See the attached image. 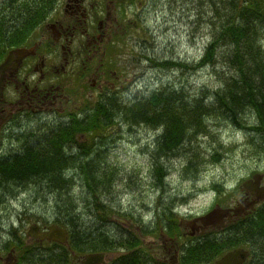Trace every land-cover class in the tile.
<instances>
[{
	"label": "bare ground",
	"instance_id": "6f19581e",
	"mask_svg": "<svg viewBox=\"0 0 264 264\" xmlns=\"http://www.w3.org/2000/svg\"><path fill=\"white\" fill-rule=\"evenodd\" d=\"M61 1L62 2L60 3V0H49L47 2H42V0H4L5 3L2 6L0 0V25H2L5 29H10V27L16 29L20 26H32L36 30L41 28L43 31H46V23L43 21H53V9L56 4L59 7H62L64 0ZM120 1L123 3L124 0ZM38 3L43 7L40 9L41 13L38 14V16L31 12L23 11H32L34 5H37ZM88 5L89 3L86 4V6ZM61 9L64 10V7ZM125 11L126 10L120 11V13L122 15L123 13L126 14ZM212 21L216 22V20ZM202 25L206 29L207 34H210L208 24L202 22ZM112 27L113 26L111 25L107 27L106 30L110 31ZM228 27L232 33H235V31L239 28L248 29V26L238 27L235 22L228 24ZM27 29L28 31L24 35L17 33L8 35L10 37V41L6 44L5 49H3V46L0 44V54L3 57L8 54L12 56L13 60H16L20 56L19 54L25 51V47L35 46L36 42H41L43 40L41 35H36L29 40V36L33 33L32 28ZM100 45L101 43L94 48L93 55L89 59L87 56H84V58L87 59L86 62L78 63L73 69H70L67 72L66 77L63 80V85L67 89L81 91L87 80H89V82L91 81V83L94 81L92 84H95L97 79H91L89 74L97 51H100ZM106 47L108 48L109 46L106 44ZM252 50H264V38L263 42L254 44L252 46ZM241 54L242 53H236L238 57ZM217 56L219 57V64L225 67V64L221 59V55L218 54ZM223 57L227 62L233 58L231 56L225 57V55ZM196 58L198 60L200 59L199 57ZM142 59L150 62V65L160 68L162 66L159 65L158 62H155L154 58L150 59L146 54L142 56ZM232 60V62L236 61L234 59ZM169 61L172 62V58H170ZM208 66L209 64L204 65L201 69L208 68ZM227 72L228 70L221 69L215 76L216 83L219 85L221 91L229 83L224 81L222 82L223 77L224 75H227ZM5 74L6 68L0 64V78L4 77ZM1 83L4 87H7L6 79H1ZM199 87L214 90L212 86H207L205 84L195 88ZM224 92L228 94L227 90H224ZM210 96V101H216V99L218 100V96H216L214 92ZM90 108H93V106H83V112H78L77 117L82 115L81 118H85L89 111L88 109ZM237 112L238 116L235 119H223L221 116H217V119L228 125V127L234 132L241 133L245 140H247V143L248 138H251L252 141H259V143H257L258 145L252 146V148L255 151H264V137H260V134L255 135L254 130H256V128L252 130L248 129L252 126V111L238 110ZM17 113L21 114L19 119L23 120L26 113L22 111ZM11 117L12 116L7 114L5 111L0 110V124L7 126L5 129L1 130L0 133V161L7 158L19 157L27 150H30L31 154L38 152L41 140L43 139L42 137L39 138L32 136V128L26 126L25 124L16 123L18 120L15 121L14 118ZM52 123L55 128L64 124V122L58 117H55ZM236 123H240L245 129H241ZM71 125L74 128L76 127L77 122H72ZM143 126L151 129L148 125ZM73 128L69 127V129H67L68 132H70V136L67 138L68 142H66V144H64L62 136L57 134L58 136L56 137L54 145H52V135H48L46 138L47 143L42 142V145L44 144L45 147L52 148L51 153L55 154V156H62L64 154L76 155L77 153H80V149L85 148L89 154L88 156L90 157L91 162H95L102 149L106 147H115L121 138V133L117 137H114L115 135L109 136L108 134L102 135L101 137H94L92 133L84 134L81 133L80 130ZM155 129L161 130L158 131L156 136L154 135L151 137L150 144L146 142L147 149L151 147L157 136L163 132V129L160 127H156ZM208 129L209 128H204L193 131L190 133V137L188 139L195 142L198 136L209 134ZM33 134L36 135L37 133ZM211 141H213L214 145H216V147L213 148L215 152L226 145L223 138L221 140L212 139ZM229 143L232 144V142ZM215 156L218 155L216 154ZM195 158L190 159L193 165L196 162H199V160H194ZM100 159L104 162V164L101 161V164L99 162L97 163L102 165L104 171L98 170L97 173L93 174L92 177L89 176L87 179L84 178V174L82 172L83 168H81L80 171L71 169L67 172H61L60 183L58 182L59 185H61V188L73 196L75 195L72 188L77 184L83 186L84 183H86L87 186L89 184L88 188L90 190H88L90 194L102 195V193L109 191L108 188L111 186L113 181L118 179V171H116L114 164L108 162L109 155L106 152L102 153ZM190 160L187 161L185 159L184 165L191 168L193 165L190 164ZM34 165L36 164L33 162L32 166ZM165 166L164 161L163 173L168 175V172L166 173L167 168ZM198 172L199 171H197V173ZM7 173H10V168L8 166L0 169V264H51L49 261L54 255L56 258L55 264H176V250L174 247H171L168 243L164 242V239L162 244L153 242L152 245L143 246L142 243L145 240L141 239V237L144 239H160L165 236H169L167 234L172 235L178 233L177 239L169 236L173 243L175 242L178 245L185 246L187 249L192 250L194 246L190 242L182 240L192 241L194 239V236L191 235L192 231H195L196 233V231L199 230L197 225L200 224L205 226V222L208 226L202 227V233L204 234L205 230L209 229L211 230V234L210 236L204 234L206 239L202 242L200 248L202 249V252L208 256L210 262H214L219 257L227 255L230 256L231 264H243L249 257L251 261L255 260L253 256H255L256 253L252 250L255 247L254 242L256 239L245 233L250 232V230H248L249 228L252 230L258 225L257 222H253L257 218V215L246 209H235L241 205L239 199H236V197L231 195H217L216 190H219V187L216 186V180L210 181L206 188H209L208 191L214 194V199L217 200H214L212 203L200 210H194L192 205L183 197L178 199L175 198L176 201L172 205L173 199L170 197L169 192H167V187H165L164 184L165 181L156 176L157 182L150 185L148 191L149 193L155 194V196L158 195L159 199L165 200V202L158 207L149 205L147 213L141 216V219H128L121 217L119 210L121 204H115L116 202L113 199L110 202H107L109 201L108 199L107 201L102 199V202L96 206V211L91 215V218H89L90 224L87 223L88 225L85 223V218H83L84 215H79V217L72 220L60 222L54 220L51 224L49 221L52 219V212L54 214L55 208L54 202L51 203L52 197H50L47 193V197L45 199L46 195H42V190H32L28 185L22 186L20 189L18 186L19 184L16 183L12 177H6ZM197 173L191 178L193 183H191L189 187H195L196 182L201 180H197ZM254 175L260 174L255 171L250 177L244 179L241 184L237 186L236 194H239L240 192L245 193L251 206L257 207L264 204V181L261 178L259 182H256L253 180ZM95 180H100L101 188L100 186H96L97 184H95ZM186 180L188 181V179ZM223 187L226 190H229L228 188H230L227 184H224ZM230 192H234V190L232 189ZM29 193H32L35 196L34 203L36 207L33 210H37L41 207V205L50 206L52 210L51 215L45 214L43 215V218L42 216H40V218L38 216H30L23 220L20 217L22 214H16L14 216H12L13 214H9L10 208L12 207L11 199L15 196H22L23 194L26 195ZM42 196H44V202H42L44 199L41 200ZM225 201L228 202L226 203ZM78 205L79 202L77 203V206ZM216 210H226L228 215H214L215 221L210 222L211 217ZM169 218H172V220L179 225V228H176L168 223H164V220ZM56 223L59 226L54 225ZM52 225L59 227L60 233L59 235L54 234L50 238L46 229ZM193 225L195 226L192 227ZM157 226L162 230H157L155 228ZM88 228V233L90 235L82 240L81 245H78L73 238V231L79 234L87 231ZM120 228H125V231H118ZM24 230L27 231V238L23 233L25 232ZM68 232L71 233L69 239L67 235ZM16 233L18 235H16ZM100 235L101 238L99 237ZM96 237L100 239H95ZM232 240L237 242V244L233 247L230 246ZM219 244H221V246L217 248ZM165 248H169L171 250V255L174 256L170 257V255L168 257L165 254V257L162 258L161 252ZM118 249L121 252L119 255L105 259L110 255L111 251ZM129 250H134L141 256V259L135 256H128L127 252ZM100 256H103V258L99 260L94 259L95 257L97 258ZM183 264H187V262L183 261Z\"/></svg>",
	"mask_w": 264,
	"mask_h": 264
},
{
	"label": "rangeland",
	"instance_id": "374dc122",
	"mask_svg": "<svg viewBox=\"0 0 264 264\" xmlns=\"http://www.w3.org/2000/svg\"><path fill=\"white\" fill-rule=\"evenodd\" d=\"M101 1H105V4H108L107 7L110 10H114L111 11V18L107 21L109 22L107 26H113L108 31L109 41H114L112 44L107 43L110 45L108 48L106 43H101L100 51H97L94 58L93 68L95 67V62L99 60L101 63L107 52L110 51L111 71L109 69L104 72L99 69V74L97 70L98 75H95L98 77L93 88L89 87V80H87L81 91H73L71 94L72 101H69V99L66 101L65 109H62L64 105L62 103L59 108L58 106L52 109L47 108L41 110L43 111L42 113L38 111L37 113L40 114L34 117H29V115L25 114L23 120H20L19 116L21 114L16 113L19 110H14V103L10 105L11 108L0 104V110L11 115V118H14L15 121L18 120L16 123H26L28 127L34 125L36 126L35 128L38 126L36 125L37 122H46L45 125H52L55 117L67 116L68 112L72 111L73 108L88 106L85 103L86 99L89 102V106H91L95 99L99 98L100 94H107L112 91H117L124 97L133 98L144 96L148 91L166 82L186 84L191 92L195 87L203 84L216 88L217 83L211 67L193 72L190 65L187 68H179V66L173 65H168L169 67L167 68L161 66L160 68L150 65V62L142 59V56L146 54L154 59H162L165 56L168 59L172 58L189 63L194 58L199 57L203 51L204 43L208 39V37L205 38L206 30L200 21L204 22L207 20V15L204 13L207 8V0H124L123 3L120 0ZM88 3L96 6L95 0H89ZM120 6L123 10H126V14L123 13L122 15L117 11ZM199 11H201L200 16L196 17ZM101 16L104 17V13ZM36 32L37 34L48 35L41 28L37 29ZM51 36L52 34H49L48 39ZM81 44H85V42L81 40L76 50L79 49L81 51ZM84 53L87 54L86 49L83 51ZM81 57L82 59L84 58L82 55ZM113 75L114 77L112 78ZM66 91L72 92V89H67ZM12 95H15V93L10 91L8 98H12ZM205 123L208 125L209 134L198 136L195 142H186L182 145L180 152L163 158L168 175L163 174L162 179L165 181L167 192L173 199L172 205L176 201L175 198L183 197L192 205L194 210L203 209L214 200H217L214 199L215 195L208 191L209 188H206L207 184L212 180H216V186L219 187V190H216L217 195H231L241 201L244 193L236 194L237 186L255 171L264 174V151H255L252 145L246 142L247 140L241 133L234 132L219 119L212 118ZM6 127L0 124V133ZM128 128L127 125L116 124L106 130L105 134L109 136L115 135L114 137H117L121 133L120 141L115 147L103 149V153L106 152L109 155L108 162L115 165L116 171H118V179L113 181L108 188L109 191L102 193L100 197L105 201L108 199L109 201L107 202L113 199L116 202L115 204H121L119 209L121 217L141 219V216L147 213L149 205L158 207L165 202V200H160L158 195L155 196V194L148 191L149 186L157 181L150 157V150L153 144L147 149L146 142L150 144L151 137L156 136L161 129L153 127L148 129L142 125ZM222 138L226 145L215 152L213 148L216 145L211 140H221ZM229 142H232V144ZM254 145L258 144L255 142ZM216 154L218 156H215ZM214 156L215 158L218 157L216 161ZM184 157L187 161L196 157L194 160H199V166L197 168L187 167L184 165ZM197 171L199 172L197 173ZM196 173L197 180H201L196 182L195 187H189L193 183L191 178ZM224 184L230 187L228 188L229 190L223 187ZM72 189L77 196L79 210L85 216L83 218L91 216L96 211V207L95 205L91 206L90 211L84 207L85 202L80 200L81 185L77 184ZM232 189L234 192H230ZM43 197L41 200L44 199ZM46 197L47 195L45 199ZM11 201L12 207L9 214H13L12 216L22 214L20 217L23 220L30 216H38L39 218L42 216L43 218V215H49L52 212L50 206L45 205L33 210L36 206L34 203L35 196L32 193L15 196ZM225 202L227 203L228 201ZM51 203H53L52 200ZM55 213H57L56 208H54ZM54 214H52V219L56 216ZM170 220L173 224H176L172 218ZM118 231H125V228H120ZM26 232H23L25 236ZM16 235L18 234L16 233ZM167 235L172 236L170 234ZM141 239L145 240L142 243L143 246L152 245L153 242L163 243V238L144 239L141 237ZM28 241L30 242L29 239ZM165 242L170 243L166 238ZM161 253L162 258L165 257V254L169 257L171 250L165 248ZM114 254L116 255V252L112 251L106 259L111 258Z\"/></svg>",
	"mask_w": 264,
	"mask_h": 264
},
{
	"label": "trees",
	"instance_id": "16d2710c",
	"mask_svg": "<svg viewBox=\"0 0 264 264\" xmlns=\"http://www.w3.org/2000/svg\"><path fill=\"white\" fill-rule=\"evenodd\" d=\"M47 1L49 0H42V2ZM207 1V8L204 11L207 15V20L204 22L208 24L210 34L206 32L205 38L208 37V39L204 43L203 51L199 56L200 59L194 58L190 61L191 63L174 59L171 62L168 57L164 56L162 59L158 58L154 59V61L164 68L169 67L170 63V65L179 66V68H187L190 65L193 72L209 64L208 67L213 69L214 76L221 69H226L228 72L226 73L227 75H224L222 82L229 83L222 91L218 84L214 90L199 87L194 88L191 92L186 84L166 82L140 97H124L117 91L100 94L99 98H96L91 105L93 108L88 109L89 111L85 118H81L82 115L77 117L78 112H83L82 107L80 111L70 113L68 116L69 120L66 119V122L60 127L55 128L53 124L45 125L46 122H37V128L34 125L30 126L33 129L32 136L43 138L38 152L31 154L30 150H27L19 157L0 161V169L8 166L10 173H7L6 177H12L19 184L20 189L22 186L28 185L32 190L40 189L42 190V195H47L48 193L52 197L57 209V213L54 214V216L56 215L55 221L72 220L79 217V215H83L79 210V205L77 206L78 200L75 193V196L70 195L59 185L61 172H67L71 169L80 171L83 168L84 178L87 179L97 173L98 170L104 171V168L100 165V161L104 164L100 159L104 152L103 149L99 152L96 161L91 162L85 148L80 149V153L76 155L64 154L55 156V154L51 153L52 148L42 145V142L47 143L46 138L48 135H52V145H54L57 134L62 136L64 144H66L68 142L67 138L70 136V132L67 129L69 127L73 128L72 122H77L76 127L73 129L80 130L84 134L92 133L94 137L105 135L107 128L116 124H124L129 128L137 125L162 128L163 132L157 136L150 150L153 169L159 178H162L164 174L163 158L180 152L182 145L191 141L188 139L190 133L207 128L208 125L205 122L212 118L217 119V116H221L223 119H235L238 116V110H250L252 111L253 119L251 121L252 126L248 129L256 128L254 130L255 135L260 134V137H264V50H252V46L258 42H263L264 38V0ZM41 8L43 7L41 6ZM20 9L23 10L22 8ZM23 11L31 12L36 16L41 13L40 7H37L36 4L32 11ZM200 12L197 13L196 17L200 16ZM210 19L216 20V22ZM232 22H235L238 27L248 26V29L239 28L235 33H232L228 27V24ZM12 29L10 27V30ZM27 31L28 29L24 26H20L16 30L20 35H24ZM7 32L12 31H5L4 33ZM237 52L242 54L238 57L236 55ZM218 54L221 55L225 67L219 64ZM110 55L109 51L105 56L108 62L111 61ZM224 55L225 57L231 56L236 61L232 62L233 60L230 59L227 62L223 57ZM149 58L152 59L150 56ZM108 64L112 65V63ZM224 90H227L228 94ZM213 92L218 96L216 101L209 100ZM85 103L89 105L87 99ZM236 124L241 129H245L240 123ZM255 142L258 143V141H252L251 138H248V143L252 146H255ZM217 159L218 157L215 158L214 156V160L216 161ZM33 162L36 165L32 166ZM190 164L193 165L191 160ZM198 166L199 163L196 162L192 167L197 168ZM94 182L97 184L96 186L101 188L100 180H95ZM88 186L86 183L83 186L81 185L80 200L85 202L84 207L90 211L91 206L95 205L96 207L102 202V197L98 194H90ZM254 213L257 218L253 222H257L258 225L255 229L251 230L249 228L250 232L245 234H249L256 239L254 242L255 247L252 250L256 255L253 256L255 260L250 261L248 264H264V204H261ZM49 214L51 215V213ZM89 218L91 216L85 218L86 224H90ZM88 232L89 228L79 234L73 231V238L78 245H81L82 240L90 235ZM99 237L101 238V235ZM100 238L96 237L95 239ZM236 244L237 242L232 240L230 246L233 247ZM220 246L221 244L217 248ZM198 247L199 245L196 246L195 252L202 253V249L199 247V250ZM54 256L49 263L55 264L56 258Z\"/></svg>",
	"mask_w": 264,
	"mask_h": 264
},
{
	"label": "flooded vegetation",
	"instance_id": "af4514ba",
	"mask_svg": "<svg viewBox=\"0 0 264 264\" xmlns=\"http://www.w3.org/2000/svg\"><path fill=\"white\" fill-rule=\"evenodd\" d=\"M88 1L89 0H64L62 7H59L57 4L55 5L53 9V21H43L46 23L45 25L47 29L50 28L52 31V40L47 41L49 36L46 35L44 41L36 42L35 53L23 59L17 72L7 74V87L5 86L3 89V97L0 100V104L10 106L14 103V110L26 113L47 109V107L52 105L55 106L60 102L59 100L61 98L64 99V95L59 92H55L54 96L49 98V95L52 94L54 90L60 88V82L54 84L52 82V77L54 76V78H58L57 76L65 73L67 67L70 70L80 63L81 55L78 50H76V47L80 45L81 40L87 41L86 46L91 45L92 48H95L99 43L104 41V38L109 37V33L106 29L109 27L107 26V23H109L107 21L111 18L110 9L107 5L106 7H102L98 0H95L96 6H93L92 4L86 6ZM61 2L62 1L60 0V3ZM4 3V0H1L2 6ZM63 7L64 10L61 9ZM103 12L104 17L100 18V14ZM2 36L3 27H0V43H2ZM46 41L50 42V45L60 47L62 64L59 67L51 62L46 47ZM82 45L83 44H81V46ZM38 46H41V48L37 52ZM51 74L54 75L51 76ZM92 83H94V81H92ZM10 91L15 93V95H12V98H8V93ZM245 197H247V195L244 193L242 199ZM194 226L195 225L192 227ZM197 226L199 227V230L196 231V233L195 231H192V233L190 232L194 237L202 236L204 234L207 235L211 231L209 229L205 230V233L203 234L202 227L205 226L200 224ZM177 236L178 233L172 234V237L176 239ZM165 238L170 241L169 245L171 247L175 246L176 264H183V261L187 262V264H196L190 251H187L185 246L178 245L175 242L173 243L169 236L163 237L164 242ZM182 241L188 242V240ZM114 251L117 252V255L121 253L119 249ZM127 254L128 256H135L141 259V256L134 250H129ZM172 256L174 255H171L170 257ZM113 257H115V255H113Z\"/></svg>",
	"mask_w": 264,
	"mask_h": 264
},
{
	"label": "water",
	"instance_id": "95a60500",
	"mask_svg": "<svg viewBox=\"0 0 264 264\" xmlns=\"http://www.w3.org/2000/svg\"><path fill=\"white\" fill-rule=\"evenodd\" d=\"M23 53L25 54V51L22 52V53H20L19 55H22ZM12 60H13V59H12V56H11V55H8L7 58H5V60L2 62L1 66H4V67L6 68V67L12 62ZM1 89H2V83H1V78H0V95H1ZM260 179H261V175H254V176H253V180H255L256 182H259ZM250 206H251V204H250L249 201H244L239 207H237V208H235V209L244 210V209H246V208H248V207H250ZM214 215H216V216H217V215H219V216H227V215H228V212H227L226 210H216V211L213 213L210 222L215 221V218H214L215 216H214ZM205 224H207V223L205 222ZM48 233H49L50 238H51L54 234L59 235V233H60V229L57 228V227H55V226H50V227L48 228ZM236 253H237V252H236ZM94 259H95V260H99V259H101V256H100V257H97V258L95 257ZM229 260H230V256L227 255V256H224V257L221 259L220 262H216V264L228 263Z\"/></svg>",
	"mask_w": 264,
	"mask_h": 264
}]
</instances>
